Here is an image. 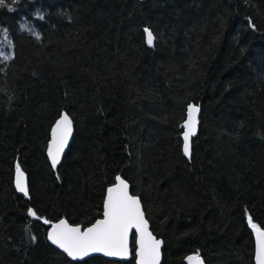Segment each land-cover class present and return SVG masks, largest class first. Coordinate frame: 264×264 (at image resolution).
Listing matches in <instances>:
<instances>
[{"label": "trees", "instance_id": "16d2710c", "mask_svg": "<svg viewBox=\"0 0 264 264\" xmlns=\"http://www.w3.org/2000/svg\"><path fill=\"white\" fill-rule=\"evenodd\" d=\"M190 104L200 112L186 157ZM61 111L73 133L52 169L44 148ZM17 163L27 197L13 186ZM116 176L163 242L160 264L187 253L253 264L248 217L264 228V0L0 7V264H135L133 234L127 260H71L45 237V219L99 217Z\"/></svg>", "mask_w": 264, "mask_h": 264}, {"label": "snow or ice", "instance_id": "6c2138e0", "mask_svg": "<svg viewBox=\"0 0 264 264\" xmlns=\"http://www.w3.org/2000/svg\"><path fill=\"white\" fill-rule=\"evenodd\" d=\"M6 6V0H0V7ZM11 10V9H10ZM253 28L255 25H251ZM146 43L149 47L154 45L153 33L145 28ZM200 108L196 105H188L187 120L183 132V154L191 156L190 139L196 135L197 114ZM73 121L69 114L63 113L56 120L51 130V140L48 145V156L53 169L61 162V156L69 144L72 136ZM15 187L24 196L29 195L24 172L20 164L15 167ZM28 215L34 218L37 213L33 209L28 210ZM45 224L48 220L43 221ZM248 223L256 232V264H264V231L252 222L248 217ZM135 229L138 239V264H159L162 241L156 239L148 229V221L138 197L129 192V184L120 176L116 177L114 186L107 189V196L103 204V218L98 219L90 227L81 229L79 226H71L66 220L61 219L51 225L48 240L62 249L74 260L83 259L90 253L102 252L108 256H127L129 254V235ZM34 242L36 237L30 235ZM189 264H204L199 254L188 257Z\"/></svg>", "mask_w": 264, "mask_h": 264}, {"label": "water", "instance_id": "95a60500", "mask_svg": "<svg viewBox=\"0 0 264 264\" xmlns=\"http://www.w3.org/2000/svg\"><path fill=\"white\" fill-rule=\"evenodd\" d=\"M192 105H195V104H192ZM187 108H188V106H187ZM187 108H186V110H185V114H184V118H183V120L181 121V133H180V138H181V149H182V151H183V132L185 131V128H184V124H185V122H186V120H187ZM63 113H65L64 111H61L60 113H59V115H58V117H56V119L52 122V124L50 125V127H49V131H48V139H47V141H46V144H45V148H44V152H45V156H46V158H47V160H48V163H49V165H50V167L52 168V166H51V161H50V158H49V156H48V145H49V143H50V140H51V130H52V128L54 127V125H55V122H56V120L57 119H59V116L61 115V114H63ZM197 131V130H196ZM72 133H73V131H72ZM72 137V136H71ZM71 137H70V139H69V142H70V140H71ZM68 147V146H67ZM67 147H66V149H67ZM65 149V150H66ZM65 152V151H64ZM63 155V154H62ZM61 158H62V156H61ZM53 169V168H52ZM15 175H16V173H15V170H14V173H13V179H12V182H13V186H14V188L16 189V187H15ZM117 177V176H116ZM116 177L114 178V181L112 182V183H110V184H108L106 187H105V189H104V193H103V198H102V202H101V212H100V216L99 217H97V218H95L92 222H90L89 224H87V225H85V226H83V227H81L79 224H73V223H69L71 226H79V227H81V229L82 230H84L85 228H87V227H90L93 223H95V221L96 220H98V219H102L103 218V204H104V201H105V199H106V196H107V189L109 188V187H112V186H114L115 185V183H116ZM122 178V177H121ZM122 179H124V178H122ZM125 180V179H124ZM126 181V180H125ZM127 182V181H126ZM128 183V182H127ZM17 190V189H16ZM19 192V191H18ZM130 192V191H129ZM20 193V192H19ZM21 194H23V193H21ZM131 195H133V196H136V197H138L137 195H135V194H132V193H130ZM61 219H64V218H58V219H55V220H52V221H49V223H47V228H46V232H45V237H46V240L52 245V246H54L55 248H57L60 252H62L67 258H69V259H71V260H74V259H72L71 257H69L62 249H60L58 246H56V245H53L49 240H48V233H49V231L51 230V225L52 224H54V223H58ZM145 219H146V217H145ZM65 220V219H64ZM147 220V219H146ZM258 228H260L262 231H264V228H261V227H258ZM148 229H149V231L151 232V230H150V228H149V224H148ZM152 233V232H151ZM132 234H133V255H134V262H135V264H138V260H139V258H138V256L136 255V253H137V250H138V245L136 244V240L138 239V236H137V234H136V231H135V229H132L131 230V232H130V235H129V254L127 255V256H108V255H105L104 253H102V252H97V253H90L88 256H90V255H94V254H98V255H101V256H104V257H106V258H110V259H118V260H127L129 257H130V242H131V237H132ZM152 235L154 236V234L152 233ZM155 237V236H154ZM252 237H253V264H256V260H255V253H256V232H255V230L252 228ZM156 238V237H155ZM156 239H158V240H160L159 238H156ZM197 254H195V253H187V254H185L184 256H183V258H182V262H183V264H189V260H188V257L189 256H193V257H195ZM199 256H200V258L203 260V258H202V256L199 254ZM87 257V256H86ZM85 258V257H84ZM77 260H79V259H77ZM160 260H161V252H160ZM203 262H204V260H203ZM159 264H160V261H159ZM192 264H195V261H193L192 262Z\"/></svg>", "mask_w": 264, "mask_h": 264}]
</instances>
